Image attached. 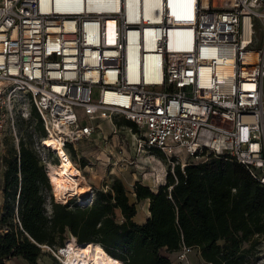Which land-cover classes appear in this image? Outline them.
Returning a JSON list of instances; mask_svg holds the SVG:
<instances>
[{
    "label": "built area",
    "instance_id": "1",
    "mask_svg": "<svg viewBox=\"0 0 264 264\" xmlns=\"http://www.w3.org/2000/svg\"><path fill=\"white\" fill-rule=\"evenodd\" d=\"M113 115L172 167L222 156L264 184V0H0V152L8 129L18 149L16 121L32 118L47 173L45 140L70 157ZM259 237L250 264H264ZM192 251L169 255L214 264Z\"/></svg>",
    "mask_w": 264,
    "mask_h": 264
},
{
    "label": "trees",
    "instance_id": "2",
    "mask_svg": "<svg viewBox=\"0 0 264 264\" xmlns=\"http://www.w3.org/2000/svg\"><path fill=\"white\" fill-rule=\"evenodd\" d=\"M125 122L135 130L133 122ZM35 129L43 134L40 123ZM29 139L20 137L18 149L9 148L3 158L0 264H8L11 256L36 263L44 247H65L67 238L78 245H100L108 261L118 264H175L169 254L182 242L214 264H250L255 258L264 233V184L237 161L210 156L200 164H175L155 191L135 181L133 201L115 177L103 188L91 186L89 200L82 204L74 198L57 201L65 192L57 181L54 200L50 171L31 148V135ZM57 169L60 173L61 164ZM144 198L149 199V214L139 223L133 216Z\"/></svg>",
    "mask_w": 264,
    "mask_h": 264
},
{
    "label": "rangeland",
    "instance_id": "3",
    "mask_svg": "<svg viewBox=\"0 0 264 264\" xmlns=\"http://www.w3.org/2000/svg\"><path fill=\"white\" fill-rule=\"evenodd\" d=\"M31 121L32 118L27 120L21 118L16 121V134L27 143L30 142L29 137L33 130ZM125 121L126 119L120 115H113L111 117V122H108L109 126L105 127L104 124L100 123V130H95L94 135H92L93 137L89 140H79L72 147H69L68 152L71 158L66 155L68 160L63 163L59 175L66 185L58 178L52 181V178L58 173L57 168L58 165H60V160L56 154L50 152V167H52V170L50 171L49 169L50 180L48 178V181L50 184V192L54 200H57V198L53 192V186L57 182L65 188L63 190L65 192L60 195V200L57 201H66L69 198H74L75 201L82 204L89 200L92 193L91 186L103 188L115 177L123 182L128 197H130L132 201L135 200L132 193L135 181H140L144 185H150L154 189L157 184L164 183L167 169L172 168L171 161L173 159L168 157L161 150H159V153H156L145 146L138 148L137 139L139 135L135 132L137 129L135 127V130H132L126 125ZM51 145L52 147H56L57 151L64 157V151L60 145H55L50 141L49 146ZM11 147L16 148L11 130L8 129L4 138V148L0 152V170L5 166L3 158L8 155V150ZM180 156L184 157L185 155L180 154ZM55 157L58 159L57 163L53 161ZM75 164L80 169L75 166ZM66 168L73 170L78 176V184L72 190L70 188V183L63 176ZM55 181L57 182L55 183ZM87 186L90 187V190L84 192L83 189H86L84 187ZM137 203L141 205L142 201L139 200ZM1 204L2 191L0 189V206ZM65 244H67V240ZM69 244L77 243L72 238H69L67 245ZM61 250H59V248L53 250L46 246L37 258L36 263L33 264H68L66 262L67 256L63 248ZM189 256L192 262H197L199 260V256L195 250L192 251ZM171 257L173 258V255H171ZM6 262L8 264H30L21 256H11ZM108 264H111V262L109 261Z\"/></svg>",
    "mask_w": 264,
    "mask_h": 264
},
{
    "label": "bare ground",
    "instance_id": "4",
    "mask_svg": "<svg viewBox=\"0 0 264 264\" xmlns=\"http://www.w3.org/2000/svg\"><path fill=\"white\" fill-rule=\"evenodd\" d=\"M151 2V0H146V4L149 5ZM170 4L178 9H180L181 7H183L186 3V0H169ZM50 141L53 142V144L55 145H60V143L58 141H56L54 138H48L47 140H45L44 145L47 147H51V149L55 152V154L57 155V157L60 160V164L61 167L63 165V163L68 160L67 156L68 155L64 149L62 148V150L64 151V157L60 156L57 154V148L56 147H52L49 146L50 145ZM69 156V155H68ZM70 158V157H69ZM70 160V159H69ZM52 167H50V164L48 165L47 169L50 171ZM50 173V172H49ZM61 173V172H60ZM60 173H57V175L52 178V181H54L56 178L59 179V175ZM63 176L65 177V179L68 180V182L70 183V188L71 190L78 184V176L77 174L73 171L70 170L69 168H66ZM86 189H83V191H89L90 187H84ZM68 241V240H67ZM66 256H67V260L66 262L68 264H108V259H107V254L105 253V251L102 249V247L98 244H93V243H83L80 245L77 244H69L65 247H62ZM111 264H118L115 262H111Z\"/></svg>",
    "mask_w": 264,
    "mask_h": 264
},
{
    "label": "crops",
    "instance_id": "5",
    "mask_svg": "<svg viewBox=\"0 0 264 264\" xmlns=\"http://www.w3.org/2000/svg\"><path fill=\"white\" fill-rule=\"evenodd\" d=\"M108 122H111L110 120H102L100 121L98 124H97V129L96 130H100V123L101 124H104L105 127L109 126V123ZM95 133V132H94ZM93 133V135H94ZM93 137V136H92ZM165 182V181H164ZM163 183H160V184H157L155 189L161 185ZM1 186H2V182L0 180V189H1ZM149 186V188L152 190V191H155V189L153 187H151L150 185H147ZM142 203L141 205H139L138 203H136V213L135 215L133 216V219L136 221V222H143L146 220L148 214H149V210H148V206H149V199L148 198H144V199H141ZM163 252H165V250L162 249ZM198 254V253H197ZM199 256V261H203V259L200 257V255L198 254ZM192 262V261H191ZM192 263H196V262H192Z\"/></svg>",
    "mask_w": 264,
    "mask_h": 264
},
{
    "label": "water",
    "instance_id": "6",
    "mask_svg": "<svg viewBox=\"0 0 264 264\" xmlns=\"http://www.w3.org/2000/svg\"><path fill=\"white\" fill-rule=\"evenodd\" d=\"M68 240V239H67Z\"/></svg>",
    "mask_w": 264,
    "mask_h": 264
}]
</instances>
